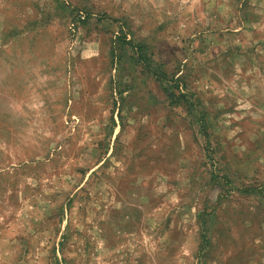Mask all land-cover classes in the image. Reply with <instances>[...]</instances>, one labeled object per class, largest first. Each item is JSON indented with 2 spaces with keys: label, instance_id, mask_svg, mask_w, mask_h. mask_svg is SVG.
<instances>
[{
  "label": "rangeland",
  "instance_id": "obj_1",
  "mask_svg": "<svg viewBox=\"0 0 264 264\" xmlns=\"http://www.w3.org/2000/svg\"><path fill=\"white\" fill-rule=\"evenodd\" d=\"M0 264H264V0H0Z\"/></svg>",
  "mask_w": 264,
  "mask_h": 264
},
{
  "label": "trees",
  "instance_id": "obj_2",
  "mask_svg": "<svg viewBox=\"0 0 264 264\" xmlns=\"http://www.w3.org/2000/svg\"><path fill=\"white\" fill-rule=\"evenodd\" d=\"M204 134H205V136H206V138L208 139V132L206 131V130H204ZM204 238H206V236L204 235Z\"/></svg>",
  "mask_w": 264,
  "mask_h": 264
}]
</instances>
